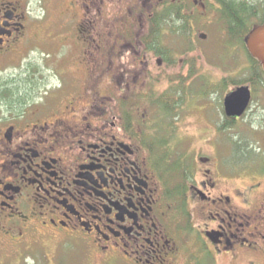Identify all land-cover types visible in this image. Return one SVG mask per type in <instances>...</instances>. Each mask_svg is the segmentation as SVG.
<instances>
[{"label": "flooded vegetation", "instance_id": "obj_1", "mask_svg": "<svg viewBox=\"0 0 264 264\" xmlns=\"http://www.w3.org/2000/svg\"><path fill=\"white\" fill-rule=\"evenodd\" d=\"M97 1L0 0V257L15 264H264V194L251 198L258 188L231 173L215 149L170 162L149 138L147 109L137 118L148 95L133 91L132 71L142 65L147 79L151 59L168 63L163 54L141 40L138 63L132 57L118 78L114 47L107 55L76 54L79 81L69 58L53 67L57 40L59 47H71L63 44L68 38L104 42ZM155 2L154 11L190 15L222 9L217 0ZM239 3L264 8V0ZM222 111L218 131L242 117L226 116L223 103Z\"/></svg>", "mask_w": 264, "mask_h": 264}, {"label": "rangeland", "instance_id": "obj_2", "mask_svg": "<svg viewBox=\"0 0 264 264\" xmlns=\"http://www.w3.org/2000/svg\"><path fill=\"white\" fill-rule=\"evenodd\" d=\"M58 1L55 0V3ZM155 1L98 0L101 15L96 19L104 22V42L98 45L94 41L89 46L85 40L76 42L68 38L62 41L71 47H59L61 41L57 40L52 47L53 67L58 64L63 67V62L69 58L70 76L74 82L79 81L77 78L84 77L83 62L77 59L80 56L74 57L76 54L90 48L107 55L113 52L114 47L117 56L115 74L118 78L130 68L132 57L138 63V54L142 50L141 38L148 30L147 15L154 12L155 7L152 6ZM75 10L71 5L72 13ZM193 14L185 34H176L170 27L172 24L162 25L157 49L166 56L168 63L163 62L159 66L157 57L151 59L147 79L142 73V65L132 71L135 76L133 91L148 95L147 100H139L140 103L136 105L137 118L147 114L149 138L163 140L160 147L169 151L167 159L170 162L180 156L191 160L192 154L197 151L206 155L209 150L215 149L230 166L231 173L243 174L247 184L258 188V191L249 190L251 198H257L264 194V178H253L264 174V76L260 83L248 84L253 94L242 117L233 125L228 123L224 131H218L217 127L225 118L222 111L224 95L236 86L247 85L245 82L251 77V64L242 45L229 41L218 13ZM207 16L211 17L210 22H206ZM260 16L258 13L252 23L260 22ZM131 22L135 23L134 28H131ZM107 33L112 34L110 39ZM201 33L206 38H200ZM62 78L65 79V76ZM144 80V90H141ZM106 81L108 79L102 76V88ZM164 93L171 97L169 100L182 98L170 115L158 111L156 98ZM144 109H147L145 115ZM237 141L240 142L238 147L235 146ZM0 262L15 264L14 260L5 263L1 257Z\"/></svg>", "mask_w": 264, "mask_h": 264}, {"label": "trees", "instance_id": "obj_3", "mask_svg": "<svg viewBox=\"0 0 264 264\" xmlns=\"http://www.w3.org/2000/svg\"><path fill=\"white\" fill-rule=\"evenodd\" d=\"M221 6L222 9L218 11V16L220 21L224 24L225 33L229 38V41L232 42H238L242 45L243 50L246 53V56L248 57L250 64H251V77L246 80V84H253L256 85L260 83V80L262 76H264V70L262 68V65L259 61H257L255 58L251 57L249 52L247 51L245 44H244V37L249 32L252 21L256 20V17L259 13V15H262L261 18H259L260 22L264 19V8H262L261 11H257L256 6H250L247 3H239V0H217ZM191 15L186 12H179V11H169L168 9H164L161 11L155 10L152 15L149 18V21L151 23L150 25V31L147 35H145L141 40L143 41L146 49L150 51H155V53L160 54V52L157 48L158 44L160 43L159 39V32L162 29L163 24H169V21H175L180 20L181 24L179 25H172L173 31L176 34H185L186 29L189 27L190 24V17ZM257 22V23H260ZM184 36V35H183ZM163 54V53H162ZM165 56V55H164ZM166 58V56H165ZM232 83V82H231ZM171 99L170 96L166 95L165 93L163 95H160L158 98H156V101L158 102L157 105L165 111L166 113H169L171 111H174V108H176L177 105H175L178 101L180 102L182 98L180 97L178 100H169ZM182 102V101H181ZM234 122H229V125H233ZM158 145L163 144V140H160L159 138H156L155 140ZM238 143V144H237ZM235 146L238 147L240 142H235ZM163 146V145H162Z\"/></svg>", "mask_w": 264, "mask_h": 264}, {"label": "water", "instance_id": "obj_4", "mask_svg": "<svg viewBox=\"0 0 264 264\" xmlns=\"http://www.w3.org/2000/svg\"><path fill=\"white\" fill-rule=\"evenodd\" d=\"M200 38H206L200 34ZM244 43L250 56L260 62L264 70V21L252 25L244 38ZM251 99V89L248 85H240L226 93L223 98V106L226 116L240 117Z\"/></svg>", "mask_w": 264, "mask_h": 264}]
</instances>
